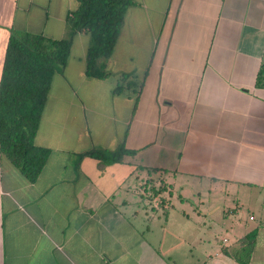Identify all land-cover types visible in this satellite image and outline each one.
I'll use <instances>...</instances> for the list:
<instances>
[{"label":"crops","instance_id":"0c3cea01","mask_svg":"<svg viewBox=\"0 0 264 264\" xmlns=\"http://www.w3.org/2000/svg\"><path fill=\"white\" fill-rule=\"evenodd\" d=\"M77 7L0 0V77L11 35L61 38ZM88 43L52 76L36 180L0 151V264H264V0H130L104 78Z\"/></svg>","mask_w":264,"mask_h":264},{"label":"trees","instance_id":"16d2710c","mask_svg":"<svg viewBox=\"0 0 264 264\" xmlns=\"http://www.w3.org/2000/svg\"><path fill=\"white\" fill-rule=\"evenodd\" d=\"M76 1L78 7L67 16L63 37L19 32L7 42L0 77V151L30 182L36 180L50 152L36 145L34 137L52 76L65 66L74 35L81 31L89 34L87 75L106 77L105 59L113 50L130 4V0ZM256 84L264 86V64L258 71ZM121 88L118 84L114 91Z\"/></svg>","mask_w":264,"mask_h":264},{"label":"rangeland","instance_id":"374dc122","mask_svg":"<svg viewBox=\"0 0 264 264\" xmlns=\"http://www.w3.org/2000/svg\"><path fill=\"white\" fill-rule=\"evenodd\" d=\"M196 244H197V243H196ZM205 245H206V246H204L203 248H209L208 243H205ZM197 246H198V244H197Z\"/></svg>","mask_w":264,"mask_h":264}]
</instances>
